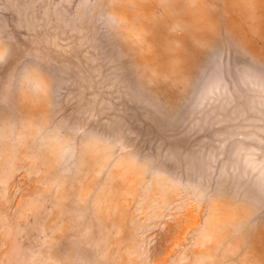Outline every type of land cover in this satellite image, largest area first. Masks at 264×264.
<instances>
[{
    "label": "rangeland",
    "instance_id": "obj_1",
    "mask_svg": "<svg viewBox=\"0 0 264 264\" xmlns=\"http://www.w3.org/2000/svg\"><path fill=\"white\" fill-rule=\"evenodd\" d=\"M0 264H264V0H0Z\"/></svg>",
    "mask_w": 264,
    "mask_h": 264
}]
</instances>
